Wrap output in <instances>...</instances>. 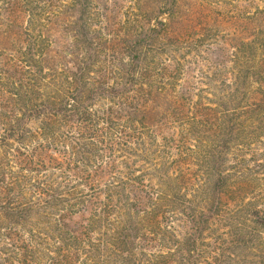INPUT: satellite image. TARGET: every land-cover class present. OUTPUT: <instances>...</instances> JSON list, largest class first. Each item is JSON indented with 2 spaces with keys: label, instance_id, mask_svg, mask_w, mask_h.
Wrapping results in <instances>:
<instances>
[{
  "label": "rangeland",
  "instance_id": "obj_1",
  "mask_svg": "<svg viewBox=\"0 0 264 264\" xmlns=\"http://www.w3.org/2000/svg\"><path fill=\"white\" fill-rule=\"evenodd\" d=\"M0 8L1 140L12 138V147H26L47 166L51 156L59 164L32 178L55 177L63 188L65 174L81 176L74 163L103 181L116 172L96 168L109 155L86 129L109 125L112 108L132 135L120 153L122 169L162 192L154 237L133 230L123 244L107 236L126 211L121 206L106 213L87 204L67 216L63 229L80 238L90 228L94 244L81 257L99 256V249L109 264H139L148 253L157 264H264V241L249 230L264 237V0H0ZM56 94L81 96L80 115H48ZM49 137L56 152L39 149ZM15 171L5 170L6 178L21 176ZM218 171L221 204L208 200ZM219 209L220 216L211 214Z\"/></svg>",
  "mask_w": 264,
  "mask_h": 264
},
{
  "label": "trees",
  "instance_id": "obj_2",
  "mask_svg": "<svg viewBox=\"0 0 264 264\" xmlns=\"http://www.w3.org/2000/svg\"><path fill=\"white\" fill-rule=\"evenodd\" d=\"M45 5H47L46 10L55 14L53 4L45 3ZM59 8L61 7L59 6ZM2 11L3 9L0 8V13ZM81 103H83L81 96L74 94L51 95L47 114L53 118L68 117L70 119L71 114L77 117L80 115L79 106ZM107 109L105 121H108L109 125L103 128L100 125L96 126V122H92L90 126L86 127L89 131L87 133L89 135L88 140L92 144L102 145L97 149L107 150L109 155L105 158L109 159V162L102 159L99 162V159H96L99 162L96 168L108 165L107 167L110 170L116 171L109 174L105 181L98 174L88 171L89 166L83 165L80 167L79 164L75 163L73 164L74 167L83 169L80 172L81 176L68 172V174H65L63 188L54 183L56 182L55 177L51 180L38 176L32 178L34 174L40 173L39 171L42 168H45V171H48L49 168L56 170L57 158L50 155L51 162L47 166L37 156L30 155L26 147L22 148L21 146L19 149L12 147L10 142L12 138L1 140L2 137L0 136V264H109L108 262H111V260L102 257L99 249H96L99 256H95L93 252H85V257H81V252L87 251L85 245L88 243V246L94 244L90 238V232H88L90 228L84 227L85 238H80L77 233L63 229L62 221L67 216H73L79 207L85 209L87 204L94 206L95 209L102 205L103 208L108 209L106 213H110L111 210L109 209L113 206H121L126 210L119 212L117 217L115 216L114 220L116 222L112 224L114 228L109 229L112 234H107V236H115V239L120 242L121 238H124L122 240L123 244H126L125 238L133 230L134 232L143 230V234L154 237L157 230L162 227V211L158 212L156 210V208L161 209L159 200L162 192L155 189L142 177L136 174L131 177L128 172L122 169L121 164L124 158L120 156V153L123 152L124 148L130 147L132 135L129 131L130 127L115 118L113 109ZM221 115L223 118L228 117V112L223 110ZM54 141V137H49L47 142L39 144V149L56 152L57 146ZM14 151L18 156L13 155L12 160L10 155ZM28 155L31 157H28ZM15 166L21 170V176H15L14 180L7 179L5 170L14 174L16 172ZM125 168L129 169L127 165H125ZM130 169L129 172H131ZM72 176L78 178V183L71 184ZM211 182L212 186L209 188L208 200L213 198L219 200L221 204V194L224 192L223 188L225 187L223 172H216ZM84 186L87 187L88 191L81 189ZM6 187H9L8 190L15 187L17 192L11 195ZM63 189L66 190L63 191ZM134 189L142 193L143 196L136 194L133 191ZM128 190L130 193L133 191L135 198H131L127 193ZM61 191H63L62 194H60ZM53 193H56V195L53 196ZM115 202L119 206L118 204L115 206ZM143 206V209L138 208ZM213 212L211 214L220 216L222 211L219 209L218 213L216 210ZM182 213H185V211ZM198 214L197 211L192 209L189 217L197 220ZM55 215L62 218L57 219ZM204 215L202 210L200 218H203ZM129 221L132 224L137 222L139 228L133 227L127 230L128 228L123 229L119 226ZM52 224L57 227V231H55ZM254 224L256 225L255 222ZM143 227L145 228L143 229ZM249 230L254 232L257 240L262 244L264 237H262L260 230L251 228ZM58 236L61 237V240ZM62 241L65 242V248L61 245ZM56 242L60 246H54L58 245L55 244ZM111 245L108 242L106 248ZM157 261V254L148 253V255L145 254V260L143 259L139 264H157ZM117 263L124 264V262Z\"/></svg>",
  "mask_w": 264,
  "mask_h": 264
}]
</instances>
